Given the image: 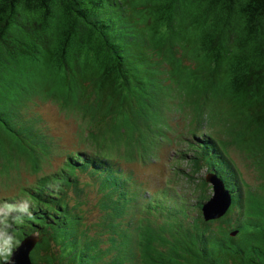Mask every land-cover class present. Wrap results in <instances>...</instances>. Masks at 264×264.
Returning <instances> with one entry per match:
<instances>
[{
  "label": "trees",
  "instance_id": "trees-1",
  "mask_svg": "<svg viewBox=\"0 0 264 264\" xmlns=\"http://www.w3.org/2000/svg\"><path fill=\"white\" fill-rule=\"evenodd\" d=\"M38 101L77 117L86 148L50 173L59 152ZM178 118L192 216L177 192L141 203L119 166L151 160ZM22 167L36 181L5 200L31 203L11 231L38 232L33 264H264V0H0V184ZM208 172L231 194L212 220ZM79 173L98 194L90 223Z\"/></svg>",
  "mask_w": 264,
  "mask_h": 264
},
{
  "label": "rangeland",
  "instance_id": "rangeland-1",
  "mask_svg": "<svg viewBox=\"0 0 264 264\" xmlns=\"http://www.w3.org/2000/svg\"><path fill=\"white\" fill-rule=\"evenodd\" d=\"M33 110L42 116L47 133L53 137L56 151L59 152L44 166L43 173H50L58 169L70 151L86 149L84 145H78L77 133L79 132L80 122L77 117L62 111L57 104L51 101H38L33 105ZM174 122L180 125V127L173 128L175 129V134L168 133L170 143H162L151 160L142 161L135 159L129 162L121 160L119 161V166L124 171L131 172L132 179L135 180L134 193L137 194V200L139 199L141 203L144 202V199L152 197H157L158 201H162L163 203H169V201L176 198L174 193L177 192V195H183L188 200V214L192 216L195 214V210H192V207L196 203L197 193L194 194L193 183L188 182L184 177L177 174L176 168L180 166L182 169L184 163L183 165H175V161L179 162V155L176 152L185 149V144L180 143L181 139L176 137V134L179 133L181 135L183 132L182 128L185 122L181 118L172 121V123ZM183 138L184 140L193 139L188 134H184ZM112 154V156L117 157L115 153ZM229 155L241 170L244 178L252 181L254 173L247 166L246 162L243 161L242 157L233 149L229 150ZM204 173L205 170L203 169L197 177H203ZM36 178V174H32L22 167L18 171L15 180L3 181V184H0V202L7 198L18 197V193H21L22 187L27 188L32 185L36 181ZM79 178L82 185H87L85 188L87 190V203L83 208L85 210V221L90 223L100 216L99 210L95 207L98 194L95 184H93L86 173H79ZM209 193L211 194V189Z\"/></svg>",
  "mask_w": 264,
  "mask_h": 264
},
{
  "label": "water",
  "instance_id": "water-1",
  "mask_svg": "<svg viewBox=\"0 0 264 264\" xmlns=\"http://www.w3.org/2000/svg\"><path fill=\"white\" fill-rule=\"evenodd\" d=\"M204 180L210 185L211 194L208 199L201 203L202 215L205 220L220 218L231 205V194L225 187L223 180L216 173H206ZM231 234L233 235L235 232ZM38 240V232L24 235L15 247L13 255L9 258V264H33L30 252Z\"/></svg>",
  "mask_w": 264,
  "mask_h": 264
},
{
  "label": "clouds",
  "instance_id": "clouds-1",
  "mask_svg": "<svg viewBox=\"0 0 264 264\" xmlns=\"http://www.w3.org/2000/svg\"><path fill=\"white\" fill-rule=\"evenodd\" d=\"M30 207L27 199L0 203V260L3 264H9V258L18 244L11 231L13 224L22 223L25 215L31 216Z\"/></svg>",
  "mask_w": 264,
  "mask_h": 264
}]
</instances>
